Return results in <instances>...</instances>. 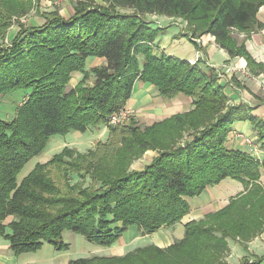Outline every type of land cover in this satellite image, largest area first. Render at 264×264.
I'll use <instances>...</instances> for the list:
<instances>
[{
	"label": "trees",
	"instance_id": "obj_1",
	"mask_svg": "<svg viewBox=\"0 0 264 264\" xmlns=\"http://www.w3.org/2000/svg\"><path fill=\"white\" fill-rule=\"evenodd\" d=\"M39 1L0 0V37L14 17L27 15ZM105 2L75 0L68 18L57 9L41 12V24L19 21L10 42L0 44V96L31 90L13 119L0 118V237L14 255L35 252L43 243L67 248L61 239L66 230L110 247L129 225L152 234L179 222L189 210L186 198L231 178L244 184V192L224 208L186 222L182 239L167 248L153 244L122 256L96 254L68 262L224 264L227 238L240 239L246 248L264 233V187L257 181L264 174V157L227 149V137L236 121H247L264 146V121L243 105H230L212 69L153 54L160 29L145 16L181 18L189 37L210 34L231 57H244L259 73L263 65L236 35L260 26L256 14L264 0ZM90 56L104 64L87 68ZM76 73L81 78L70 87ZM136 79L151 83L162 98L189 96L192 109L149 126L132 118L108 124L126 106ZM92 126L108 129L104 141L84 152L64 146L21 176L51 135ZM150 150L156 156L134 170L132 163ZM252 256L249 264H264V254Z\"/></svg>",
	"mask_w": 264,
	"mask_h": 264
},
{
	"label": "crops",
	"instance_id": "obj_2",
	"mask_svg": "<svg viewBox=\"0 0 264 264\" xmlns=\"http://www.w3.org/2000/svg\"><path fill=\"white\" fill-rule=\"evenodd\" d=\"M92 1L99 5L107 4L105 0ZM74 2L75 0H61L59 2H56V0H40L35 3V6L27 15L13 18L12 24L7 28L5 37L2 39L6 43L10 42V39L19 28V21L25 26L41 24L44 21L41 17V12L57 9L58 13L66 18L72 16ZM145 18H147L153 28L160 29L158 37L152 43L153 54L160 56L164 53L187 62L199 57L197 64L203 69H212L215 72L217 81L223 86V91L228 96L230 105H243L258 119L264 121V70L259 73L252 72L250 67L247 66L244 57L238 55L231 57L229 52L220 47L210 34L198 37L200 42H196L187 35V24L181 18L153 13L147 14ZM256 20L260 24L259 27L247 35L240 33L236 36L240 41L245 40L246 50L249 51L256 63L264 67V4L259 7ZM85 63L86 67L90 68L92 65L104 64V60L90 56ZM80 78L81 74L76 73L70 80V85L74 86ZM192 107V99L189 96L179 93L175 98H162L158 95L155 86L139 79L134 81L130 99L125 106L126 109L133 112L131 118L136 120L141 126H149L154 122L164 120V118L187 112ZM237 133L242 134L243 137L237 136ZM245 137L252 138L253 143L249 145ZM227 138V149L239 150L255 157L258 156V159L259 157H264V152H262L264 146L261 148L263 144H258V137L252 129L251 123L236 121ZM148 153H145L144 160L142 159V163H140L141 165L149 162L148 159L156 155V152L153 153V151L150 154ZM137 165L139 163L133 165V168H141V166ZM262 175L264 177V174ZM244 190L245 186L241 181L231 178H225L216 185H209L194 198H186L189 210L179 222L164 226L151 235L142 234L140 227L136 225H129L115 243L102 250L104 253L102 256H122L129 247L139 245L141 240L147 237L151 238L149 245L154 244L165 248L176 240L182 239L184 235L183 225L186 222L203 218L206 214L223 208L229 202V199ZM5 241H2L0 237V264H29L28 260H22L21 255L23 254H20V259H17L18 255L17 257L14 256L10 246H8V242Z\"/></svg>",
	"mask_w": 264,
	"mask_h": 264
},
{
	"label": "rangeland",
	"instance_id": "obj_3",
	"mask_svg": "<svg viewBox=\"0 0 264 264\" xmlns=\"http://www.w3.org/2000/svg\"><path fill=\"white\" fill-rule=\"evenodd\" d=\"M3 43L6 44L4 39L0 38V44L3 45ZM69 86L71 87V85ZM30 91L31 90L29 89H19L12 93H6L3 96H0V118L4 120L13 119L16 107L19 106V104L22 102V99H24L25 96L29 95ZM107 131L108 129L106 127L100 126L95 128L92 126L86 132L70 131L68 133L51 135L47 141V146L45 150L40 155L35 156V158H32V160L26 163V165L22 169L21 176L25 175L26 172L33 167V164L36 161L44 162L49 160L50 156H52L54 153L60 152L61 149L64 148V146H69L81 152L94 148L97 141L99 140L104 141L106 139ZM259 143L260 142H258V144ZM261 148H263V145ZM262 150H263L262 152H264V149ZM152 151L153 153L155 152L154 150H150L146 152H149L148 154H150V152ZM145 153L143 154L142 157L136 159V161L132 163L131 165L132 168L133 165L139 163V165L137 166H141V168L139 169L136 168V169L140 170L143 169L148 163H150L152 158L148 159L149 162L143 163L142 165L140 164L142 163V159L144 160ZM256 158L258 159V156ZM259 159H261V157H259ZM145 161H147V159H145ZM261 176L262 177H260L257 181L261 186H263L264 177L263 175ZM235 197H237V195H235L232 198ZM231 199H229V201ZM61 239L64 244H68L67 248L58 250L55 249L53 245H50L48 243H43V246L40 247L37 251L23 253V255H21L22 260L24 259L28 260L27 262H29V264H68L70 260L79 259L81 257H90L96 254L102 256L104 255L102 250L108 248L97 244L94 245L92 243H89L83 238L82 235L70 230L64 231ZM150 239H151L150 237L144 238L143 240H141V243H139V245L137 246L133 245L129 247L126 251H124V254L127 252H135L141 247L150 246L149 245L151 243ZM227 239H228V251L225 252L223 256L224 264H244L246 259L244 257L249 258L247 263L249 264L251 260H254L255 258L252 256V254L255 253L258 256L264 254V233H259L256 236H254L253 239L246 242V248L242 246L240 239H235V240L229 238ZM1 240L5 241L3 238H1ZM115 242L116 240L112 243ZM14 256L17 257V255ZM17 259H20L19 255Z\"/></svg>",
	"mask_w": 264,
	"mask_h": 264
},
{
	"label": "built area",
	"instance_id": "obj_4",
	"mask_svg": "<svg viewBox=\"0 0 264 264\" xmlns=\"http://www.w3.org/2000/svg\"><path fill=\"white\" fill-rule=\"evenodd\" d=\"M59 1H61V0H56V2H59ZM191 38H193L196 42H200L199 38H194V37H191ZM212 38H214V37L212 36ZM198 61H199V57H196L195 59H191L188 62H189V64H196V63H198ZM132 114H133V112H131V110L126 109L124 107V108L120 109V111H118V112H116L110 116V118L108 120V124L120 125V124L124 123L125 121H127L130 117H132ZM237 136L243 137V135L240 133H237ZM245 140L249 145H251L253 143L252 138L250 139V138L245 137Z\"/></svg>",
	"mask_w": 264,
	"mask_h": 264
}]
</instances>
